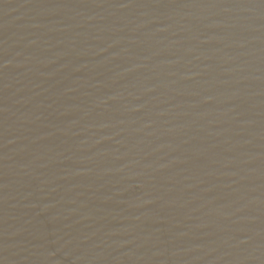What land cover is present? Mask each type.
I'll return each mask as SVG.
<instances>
[{"label": "water", "instance_id": "95a60500", "mask_svg": "<svg viewBox=\"0 0 264 264\" xmlns=\"http://www.w3.org/2000/svg\"><path fill=\"white\" fill-rule=\"evenodd\" d=\"M0 264H264V0H0Z\"/></svg>", "mask_w": 264, "mask_h": 264}]
</instances>
